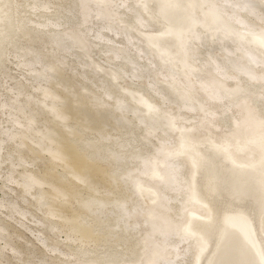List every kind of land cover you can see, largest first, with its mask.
<instances>
[{"label":"bare ground","instance_id":"bare-ground-1","mask_svg":"<svg viewBox=\"0 0 264 264\" xmlns=\"http://www.w3.org/2000/svg\"><path fill=\"white\" fill-rule=\"evenodd\" d=\"M63 1L0 0V178L43 210L36 226L77 243L61 250L37 230L56 255L37 264H197L196 235L211 240L199 264L228 263L214 254L226 243L236 264H260L235 217L252 222L264 261V0ZM109 164L122 167L101 191L90 178ZM5 196V220L25 218ZM72 201L77 223L62 211ZM4 222L0 264L33 255ZM88 242L123 251L96 261Z\"/></svg>","mask_w":264,"mask_h":264},{"label":"rangeland","instance_id":"rangeland-1","mask_svg":"<svg viewBox=\"0 0 264 264\" xmlns=\"http://www.w3.org/2000/svg\"><path fill=\"white\" fill-rule=\"evenodd\" d=\"M17 1L19 3L23 2V0H17ZM56 1H57V3L58 2L61 3L63 0H56ZM57 10H61V9L58 8ZM24 14L27 15V13H24ZM21 43L24 44V41H22V39H21V42L19 41V44H21ZM91 58H93L94 61H96V62L101 64V61L97 60L98 56H97V58H95V56H93V53H91ZM104 59L107 60V61H111L110 59H106V58H104ZM14 61L15 60L12 59V56H9L8 60L5 62L4 65H5V70L7 72H9V74L14 75L17 78V74H19V69L15 66ZM11 70H13V72H11ZM21 72H23V70H21ZM103 72H101L102 76L107 78L106 73L105 72L103 73ZM125 77L126 76L122 77V83L123 84L130 83L131 81L129 80V78H127V77L125 78ZM19 79L23 80V78H19ZM6 80H7V82H9V84H11V82L14 81V79H10V78H8ZM7 82H6V84H7ZM0 84H3V79L1 77H0ZM0 94L3 95V88L2 87L0 88ZM76 118H77V116H76ZM2 120H3V118H0V126L3 125V124H1ZM78 121H79V119H78ZM92 125L95 128L92 126V128L87 129L85 137H89V138H93L94 139L95 137H97L96 130H97V127H98V123L97 124H92ZM221 129H222V131L225 130V128H220V129H217V131H220ZM133 144L136 145L134 150H139L140 149V150L144 151L143 146L141 145V142L136 141ZM114 149H115V147H114ZM127 149H130V146H128ZM1 153L3 154V149L1 150ZM95 159L102 161V159L99 158V157H97ZM3 167H5V165L2 163L1 164V168H0L1 176H3V171H4ZM121 167L122 166H119L117 164H109L108 167L104 168V171H102V172L101 171L94 172V174L91 176L90 179L102 191V190H104V188H108L109 187L108 182H106L105 179H104V176H105V178H107L109 175H113L114 173L119 172ZM38 168H39V170H44L46 168L50 170L52 168L50 170L51 178H53V175L54 176H59L62 180L68 178L66 176V174H64V169H63L62 166H60V165H51V167L47 166V164H45V161H44L43 158L40 159L39 164H38ZM14 175H16V173H14ZM102 176H103V179H101ZM11 186L14 187L15 189H14V191L9 192L6 188L3 187V178H0V198L3 199V196H5V194H7V196H5V198H9V199L15 198V200L21 205V207L25 208V210L28 211V212H26L25 218H18V216L15 215V219H7L6 218V220H5V213L6 212H5V210H3V208H0V222L3 223V220H4L5 221L4 222L5 225H8L7 229L12 234L11 235V240H12V243L14 245L20 246L22 248H25V247H29L30 248V247H32L35 250V253L29 257L25 252H21V254L19 256L21 258V260L17 261L15 259H12V260H10V262L8 264H26L25 260H27V259L29 261L28 264H37V262L39 260V257L42 258V257L45 256L47 258L48 255L52 256V258L54 257L55 260H56V257H55L56 255L54 253H53L54 255L53 254H47V252H45V249L41 246V244L36 239L35 234H37V230L40 231L39 234H37V235L49 238V240H46V242L48 244L52 243V244L56 245V247L61 248V250H65V251H71L72 252V251L77 249V248H75V246H77L76 242L66 241L65 233L63 231L53 233V232H49V230L43 228V226H41L40 224H38L36 226L33 223L32 220L36 219V218H37V220L38 219H42L43 218V213H42L43 210H35V209H33V207L31 206V204L29 202V199L27 200V202L19 201V198H17L18 190H17L16 186L14 184H11ZM75 191L77 192V198L85 197L89 193V190H87V189H85L83 187H80V186H76L75 187ZM113 192L116 194L117 190L113 189ZM27 198H29V196ZM74 205H75V201H72L70 206L67 207V208H64V210H62V211H64L63 213H65V214H69V213H71V215L73 214L74 220H73L72 223H75V222L77 223L79 220H81V218L83 216L81 214H79V213H75V212L71 211V207L73 208ZM79 217H81V218H79ZM17 220H21L26 227L20 226L17 223ZM0 244H1V242H0ZM79 246H81V249L84 250V251L85 250H93V252H95V256H93V254H89V252H86V254L88 256L94 258V260H95V258H97L96 261H99V258H102L103 254H105V252H107V250H109L110 252H111V250H115V252H122L123 251V250H119V248H113V247L110 248V249H107L108 245H106L105 243H102V242H97V243L88 242V243H83L81 245L79 244ZM99 252H101V254H99ZM5 253H7V251H5Z\"/></svg>","mask_w":264,"mask_h":264},{"label":"water","instance_id":"water-1","mask_svg":"<svg viewBox=\"0 0 264 264\" xmlns=\"http://www.w3.org/2000/svg\"><path fill=\"white\" fill-rule=\"evenodd\" d=\"M209 215L211 216V218H214V214L213 213H209ZM232 224L236 227H239L242 229V233L247 241V243L253 248L255 255L257 257V259L259 260L260 264H264L263 258L261 256V252H260V248L258 243L256 242V234L253 228V224L249 219H246L245 217H235L232 218ZM190 227V226H189ZM197 238L199 239V241L202 243V248L199 251L198 254V258H197V264L200 263L201 257L203 256L204 252L207 251L211 246V240H204L203 238H201L199 235H196ZM226 249H218L217 251H215V256L218 257L220 255V253L222 254V256L226 259L229 260L228 263L226 264H236L234 255L232 254V249L228 248V245L226 243L225 245ZM217 252V253H216ZM216 260L215 257L210 259L206 264H215Z\"/></svg>","mask_w":264,"mask_h":264}]
</instances>
